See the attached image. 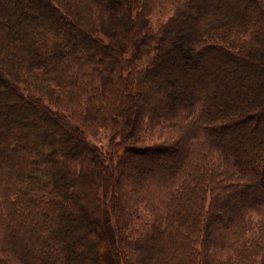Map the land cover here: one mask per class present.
I'll return each instance as SVG.
<instances>
[{
  "label": "trees",
  "instance_id": "1",
  "mask_svg": "<svg viewBox=\"0 0 264 264\" xmlns=\"http://www.w3.org/2000/svg\"><path fill=\"white\" fill-rule=\"evenodd\" d=\"M227 10L0 0V264H264V0Z\"/></svg>",
  "mask_w": 264,
  "mask_h": 264
},
{
  "label": "rangeland",
  "instance_id": "2",
  "mask_svg": "<svg viewBox=\"0 0 264 264\" xmlns=\"http://www.w3.org/2000/svg\"><path fill=\"white\" fill-rule=\"evenodd\" d=\"M217 1H219V4L221 5V8H222V10L224 11H227L228 12V10H227V6L228 7H230L231 6V4H232V0H231V2L230 1H228V0H217ZM42 11V10H41ZM221 12V11H220ZM222 13V12H221ZM5 26V25H4ZM11 30H12V28H10L9 29V31L8 32H5L3 35H2V33L3 32H0V43H1V41L3 40V36L5 37V36H7V35H9V36H11ZM19 37L20 38H22V35H23V29H21V32H19ZM23 41V40H22ZM3 42V41H2ZM24 42V41H23ZM14 55H13V58L14 59H16V61H21V60H23V57L22 56H24L25 55V52L26 51H24L25 49H24V45L22 44V42L21 43H18L15 47H14ZM21 54H23L22 56H21ZM167 67H168V65H167ZM211 68H215L214 66H212ZM172 69V68H171ZM237 77V76H236ZM232 80H235V79H232ZM233 86H238V84H237V82L233 85ZM217 88V87H216ZM216 88H211L210 90H213V89H215V93H214V97L216 98V99H223V91L221 90H219V89H216ZM235 90L236 89H233L232 91H234V93H235ZM230 97H231V95H229ZM15 112H11L10 114H11V117L12 118H15V119H19V117L22 115V113L25 111V110H14ZM258 122L260 123V119H258ZM259 123H256L255 122V119H252V120H250L248 123H246L244 126L242 125V126H238V127H236V132H237V128H238V130L240 131V132H242L241 130H245V132L247 131H250V130H252L253 129V133L254 132H258V131H260V130H257L259 127H260V125H259ZM1 125L2 126H0V135L1 134H3V133H7V130H9V128H11V125H10V123L9 122H2L1 123ZM244 132V131H243ZM241 133V134H239V135H237V134H235V133H232L233 134V137L235 138V139H238V140H242V137H240V136H244L245 134L244 133ZM261 132V131H260ZM244 134V135H243ZM88 136V139L90 140V142L92 143V144H95V145H97V146H99V147H101L102 149H106L107 148V146H108V141H109V136H108V134L106 133V132H99V134L98 135H96V136H92V135H87ZM92 136V137H91ZM264 142V138L263 137H261L260 139H258L257 140V143H259V142ZM152 157H147V159H153V160H155V157L157 158V157H159L160 155H159V153L157 154V153H155V154H152L151 155ZM145 160V159H144ZM143 160V161H144ZM146 161V160H145ZM128 159L127 160H125V167L128 169ZM224 219H225V217H223ZM223 219V220H224Z\"/></svg>",
  "mask_w": 264,
  "mask_h": 264
}]
</instances>
